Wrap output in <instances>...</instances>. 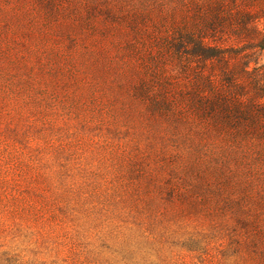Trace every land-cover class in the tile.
Returning a JSON list of instances; mask_svg holds the SVG:
<instances>
[{
    "label": "rangeland",
    "instance_id": "1",
    "mask_svg": "<svg viewBox=\"0 0 264 264\" xmlns=\"http://www.w3.org/2000/svg\"><path fill=\"white\" fill-rule=\"evenodd\" d=\"M172 8L0 0V264H233L264 227V147L206 137Z\"/></svg>",
    "mask_w": 264,
    "mask_h": 264
},
{
    "label": "trees",
    "instance_id": "2",
    "mask_svg": "<svg viewBox=\"0 0 264 264\" xmlns=\"http://www.w3.org/2000/svg\"><path fill=\"white\" fill-rule=\"evenodd\" d=\"M172 12L166 48L180 61L181 50L188 55L187 75L212 129L206 137L264 147V0H173ZM263 193L253 206L263 209ZM240 205L236 200L230 207L238 220L244 216ZM249 221L248 239L234 240L231 255L224 254L233 264H264V227Z\"/></svg>",
    "mask_w": 264,
    "mask_h": 264
}]
</instances>
